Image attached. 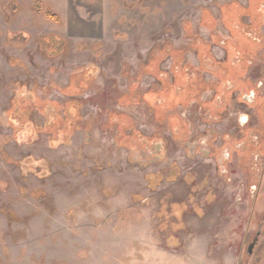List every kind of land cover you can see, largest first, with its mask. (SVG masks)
Here are the masks:
<instances>
[{
    "label": "rangeland",
    "instance_id": "rangeland-1",
    "mask_svg": "<svg viewBox=\"0 0 264 264\" xmlns=\"http://www.w3.org/2000/svg\"><path fill=\"white\" fill-rule=\"evenodd\" d=\"M35 1L0 0V264H241L239 249L254 231L248 225L245 232L249 200L236 198L244 176L234 162L215 177L204 146L241 138L239 116L251 111L244 102L253 95L242 102V88L229 94L228 106L215 117L196 101L179 106L167 116L176 115L188 133L176 140L168 119L156 120L141 96L162 89L145 66L164 48L180 52L164 55L160 69L168 81L174 82L172 71L182 63L191 80L216 85L241 76L264 92V25L261 37L246 30L241 40L235 19L223 17L230 5L248 7L252 0H39L60 23L36 14ZM207 13L213 19L205 20ZM49 35L60 36L67 50L48 55ZM227 49L250 54L246 71L238 75L239 57L226 77L210 66L203 72L206 51L219 63L227 60ZM83 70L95 72L90 87L76 97L64 93ZM17 84L52 104L45 115L30 112L40 129L34 140H16L8 122L12 103L30 98ZM134 84L137 100L123 104ZM215 93L200 100L210 102ZM72 100L81 103L80 119L68 141L53 146L45 127ZM112 114L118 116L111 122ZM120 115L160 142L122 148ZM222 192L236 196L233 209L223 203L219 217L215 199ZM257 212L261 218L264 198Z\"/></svg>",
    "mask_w": 264,
    "mask_h": 264
},
{
    "label": "flooded vegetation",
    "instance_id": "flooded-vegetation-1",
    "mask_svg": "<svg viewBox=\"0 0 264 264\" xmlns=\"http://www.w3.org/2000/svg\"><path fill=\"white\" fill-rule=\"evenodd\" d=\"M233 8L234 10L231 15L226 12L227 10H224L223 17L224 15H226L229 19H227L229 22L231 21L230 19H235L237 23L238 33H240V36H238L237 38L240 39L242 37L241 33L243 31H246L245 29L253 33L257 32L261 37V29L264 25V0H252L249 3L248 7H241L237 6V4H234ZM245 8L247 10H245ZM209 15L210 14L208 13L206 14L205 20L207 19V17L213 19V16L210 15V17ZM245 16L250 17L251 20L249 24L241 22L242 18ZM212 22L214 21L212 20ZM243 25H248L249 27L244 28ZM252 41L254 43L255 41H257V39L252 38ZM226 45H228L229 47L232 46L231 43H227ZM232 49H227V60L229 61V54L233 56L232 62L237 61L235 60L236 57L239 58L240 56H244L247 59V57L250 55L247 52L241 53V51L239 50V54L237 53V56L235 54V50L238 49V47H235L234 51H232ZM167 50L172 54H180L179 51L164 48V50L162 49L160 52L158 51L157 54H155L145 66L147 72L150 75L154 74L155 78H157L161 82L162 89L159 91H149L143 94L141 96V99L148 103V105L153 109L156 120L164 121L168 119L169 128L171 129L174 140H176V137L179 138L182 135L188 133V131H184V129L187 128L186 124L176 115L170 114V116H167V114L175 111L179 106H188L193 101H196L201 108H206V111H208L211 116L215 117L217 113H222L224 108L228 106V102L230 99L229 94H235L236 92L241 91L240 88H242V102L244 101L243 99L248 95H253V100L251 102H244L246 103L247 107H249L253 112L250 111L249 113H247L249 119L247 123L242 125L243 129L241 131V138H237L236 136L234 137V135H232L231 140H226L225 144L222 143L218 146L211 145V148L208 147V145L205 143L204 150L208 152L205 155V161L212 160V162L216 165V172L214 175L215 177H218V175H221V173L223 174L221 170L223 169V167L230 163L235 162L238 168L242 170L241 172L244 176L245 181L243 182L244 184L242 192L239 194V196L233 194L231 199L225 198L223 192L221 196H219L218 194V197L215 199V201H217L215 202V209L220 212L219 217H224L223 214L224 210L226 209L225 206H223V203L225 205H229L228 210L231 211V209H233V204H230V201L233 202L232 199L234 196L238 198V202H247V200H249L247 204H249V208H251V213L249 214L246 221L245 232L248 230V225L254 227V231L244 239V242L239 249V254L241 255V264H264V213L262 214V217L259 218V214L257 212L258 202L264 198V92L257 91V88L252 83V81L244 79L242 80L241 76L238 77L231 75V80L224 81L222 79L223 81H220V83H217L216 85L204 84L202 80L199 79H192V81L188 72V67L182 66V63L177 66L180 70L178 73L175 72L176 70L172 71L175 78L174 82L168 81V77L166 78L164 76V73L160 69L162 63L161 61H163L162 58H164V55L167 54ZM206 53V58H208L207 60L209 62L204 63V66L201 67L203 72H205L206 69L210 66V69L214 73H216L218 77H226L223 73H228V71L222 68V64L225 61L217 63L215 60H213L212 56L208 57L207 51ZM180 57L181 56H178L179 60L182 61L183 59ZM88 71H93V75L95 73L94 70ZM240 72L241 71L239 69L238 75H240ZM83 74L82 76H80L81 78L79 79V82L86 80ZM82 77L84 79H82ZM179 79H183V83L181 85L178 84ZM194 81L196 82L195 84L198 85H195L197 88L199 87L198 89L192 87L191 83ZM86 86H89L88 81ZM85 88L86 87L84 86L81 90L67 95L76 97ZM212 89L216 92L212 101L205 103L202 102L200 100L202 94ZM135 95L136 86L134 84L130 88V93L126 96L121 97V102L123 104H128L130 103L129 100H137V97ZM66 107L63 111H61L62 116L64 115V111L68 109ZM80 109L81 107H79L78 110L75 109L69 112L71 124H68V128L65 130V133L55 135L54 131L56 129L55 126L52 125L56 117L54 118L52 123L45 127L46 132H51V143L53 146H60L64 142L68 141L69 136H71L70 134L74 131V129L76 128V123L80 119ZM116 116L118 115L112 114L110 121H114ZM119 117L122 121L123 126H120L121 128L119 131L117 142L122 148L126 150H131L134 147L149 149L153 148L154 146H156V143L160 142L158 135L148 137L136 131L133 122L128 116L120 115ZM62 128L63 126L60 127V129ZM128 130L132 131L131 134L127 133ZM225 151H227V156L224 155ZM219 160H221L220 163L218 162ZM217 162L220 165H217ZM234 169L236 171L238 170L237 168ZM226 172L230 173L231 171ZM215 193H219V191L217 190V192ZM234 207L236 208L235 205ZM234 211H236V209Z\"/></svg>",
    "mask_w": 264,
    "mask_h": 264
},
{
    "label": "trees",
    "instance_id": "trees-1",
    "mask_svg": "<svg viewBox=\"0 0 264 264\" xmlns=\"http://www.w3.org/2000/svg\"><path fill=\"white\" fill-rule=\"evenodd\" d=\"M233 6H234V4L230 5L229 7H227L226 10L227 11H229V10L233 11L234 10ZM245 10H247V9L245 8ZM34 12L38 15H43L47 20H49L51 22L60 23V17L57 14H55L54 12L47 9L44 6V4L39 0H36L34 2ZM243 27L247 28L249 26L243 25ZM245 30H247V29H245ZM44 41H45V50H46V53L48 55H52V54L61 55V52H65L67 50V47H68L67 43L58 35H49L44 39ZM168 52L169 51L167 50L166 53H168ZM242 52L245 53V51H241V53ZM242 55H244V54H242ZM208 57H211V55L209 53H208ZM228 57H229L230 61L229 60L225 61L222 64V68L226 69V71H228V72H232V71L236 70L237 67H239L238 70L240 69L241 72L246 71L245 68L247 67V65H246L247 61H246V58L244 56H240L242 61H244V62L242 64H240V63L237 65L235 64L237 67L233 63H238V62L237 61L232 62L233 56H231L229 54ZM235 59H239V58L236 57ZM82 72L84 73L83 75L86 78V80L79 82V76L77 78L76 77L73 78V81L70 83V85L66 89H64V92L66 94H72L76 91L81 90L84 86H86L87 81L89 84L90 81L93 79V71L83 70ZM90 85H91V83L89 84L88 87H90ZM20 86H22V87H20ZM17 87H20L18 90L21 92V96L28 97L27 95H29L30 98H28L26 100H17V101H14L12 103V109L8 113V122H9L10 126L14 129V132H15L14 136H15L16 140L24 141L27 138L29 140H34L39 135L40 129H38L37 126L30 121V112H32L33 110L36 109L39 112H41L43 115H45L46 111H47L48 104L49 105H52V104H50L48 102L42 103L39 100V98L35 94H33V92L27 91V89H26V87H24V85L17 84ZM16 93H17V91H16ZM79 107H81V104L77 100H72L71 102H69V104H67L66 108H68V109L64 111V115L62 116V115L58 114L56 116V118L53 122V125H52V126H55V129H56L54 131L55 135L65 133V130L68 128V124H71L69 112H71L72 110H75V109L78 110ZM56 108L59 110L58 105L56 106ZM62 126H63V128L60 129V127H62Z\"/></svg>",
    "mask_w": 264,
    "mask_h": 264
},
{
    "label": "clouds",
    "instance_id": "clouds-1",
    "mask_svg": "<svg viewBox=\"0 0 264 264\" xmlns=\"http://www.w3.org/2000/svg\"><path fill=\"white\" fill-rule=\"evenodd\" d=\"M248 119H249L248 115L242 113V114H240V116H239V123H240L241 125H243V124L247 123Z\"/></svg>",
    "mask_w": 264,
    "mask_h": 264
}]
</instances>
